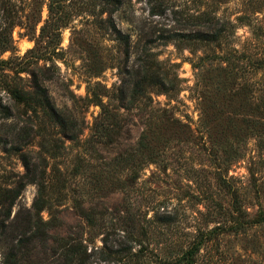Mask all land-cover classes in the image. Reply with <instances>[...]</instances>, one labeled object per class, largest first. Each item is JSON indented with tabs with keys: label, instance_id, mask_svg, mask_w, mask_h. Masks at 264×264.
<instances>
[{
	"label": "rangeland",
	"instance_id": "1",
	"mask_svg": "<svg viewBox=\"0 0 264 264\" xmlns=\"http://www.w3.org/2000/svg\"><path fill=\"white\" fill-rule=\"evenodd\" d=\"M49 2L0 0V201L24 179V158L48 200L36 213L38 186L29 183L9 218L0 205V264H176L198 229L216 226L208 216L222 224L220 208L230 210L214 157L233 149L241 158L228 167L229 182L250 215L264 208L259 114L250 106L264 99V0H121L114 13L109 0H65L51 12ZM215 21L231 25L230 36L198 40ZM32 73L53 107L76 121L75 139L38 103ZM140 83L133 106L118 102L119 87ZM96 97L117 106L112 137L93 128ZM164 209L177 221H156ZM129 233L128 255L106 259L126 249ZM197 264H264V227L220 234Z\"/></svg>",
	"mask_w": 264,
	"mask_h": 264
},
{
	"label": "trees",
	"instance_id": "2",
	"mask_svg": "<svg viewBox=\"0 0 264 264\" xmlns=\"http://www.w3.org/2000/svg\"><path fill=\"white\" fill-rule=\"evenodd\" d=\"M49 11L51 12L54 5L64 2L65 0H49ZM109 4L112 5V13L117 11L119 7L121 6L122 2L121 0H109ZM114 6V7H113ZM208 32L206 33H201L197 34V38L200 41L207 42V43H217L220 40H226L227 37L230 36L231 34V29L232 26L229 25L228 23L221 24L219 21H215L213 23L209 24ZM146 75L148 76L149 80H152L155 75L154 72H152L151 69H148L145 71ZM34 83H35V88H36V96L38 99V103L43 105L46 108H49L51 111L52 118L55 120L56 124H58L62 131L69 135L72 139H75L76 136V131H77V123L76 121L69 117L65 116L60 113L59 110H56L47 94V91L45 88H43L40 84V79H38V76L35 73H32ZM157 77H155L156 79ZM151 81H148L145 86L149 85H163V81L159 80L157 83H150ZM144 83L137 84L136 87L132 91H128V87L122 86L118 88V102H127L129 104L130 108L135 104V101L137 98L141 96L143 93ZM95 104L100 107V115L98 117V120L95 121L93 128L95 131H98L100 133H104L105 136L108 135L109 137L117 132V129L120 128V116L119 113L116 111V107H114L112 110H109L108 104H104L102 99L99 97L95 98ZM252 104V103H251ZM250 106L252 109H254L258 114L259 118L258 120L254 121V127L257 129L259 132L257 133L258 141H257V146L259 148V151L264 152V99H260L258 103H254ZM250 122V121H248ZM185 128V125L183 126ZM108 144L114 143V140H109L107 141ZM143 147L141 144H139V151H142ZM140 158L136 163H133V170H134V176L132 177L131 183H136V180L139 177H136L137 171L141 170L143 166L141 165L143 163V154L139 153ZM148 158L149 156H155L153 153H148ZM219 155H215L214 157V162L218 163L216 164L217 166V171L216 173V184L217 187L220 189V191L224 192L226 196L229 197L230 204H229V209L227 210L226 213L222 211L220 208V212L223 214L219 213V218L223 220V223L220 224V222H215L214 220L216 219L214 216L208 218L211 220L208 221L209 223H215L216 226L213 227L212 229L209 230H202L198 229V232L194 237L187 243L185 249L181 251L180 256L176 259V264H197L198 263V256L200 255V252L205 248L209 242H211L213 239H215L217 236H219L222 233L226 232H235V233H246V231L252 229L253 227H257L259 229H262L264 227V208L261 206L260 203L257 204L258 210L253 214L250 215L248 210L244 208V200L241 199L242 195L240 193V190L238 187L235 185H232L228 178V167L241 158L240 154L235 150H230L229 152H226L225 155L218 157ZM151 158V157H150ZM24 167L26 170V174L24 175V179L19 182L18 186L15 189H8L4 190V194L1 197L0 205L5 208V213H7V217H10V211L14 204L16 203L17 199L20 197L22 190L25 188V186L29 183L36 184L38 186V196L37 199L34 203V210L36 213L41 212L47 205L48 200L46 199V189H47V184L40 180L41 177L38 176L36 166L34 164H31L28 159L24 158ZM264 162V161H263ZM142 166V167H141ZM254 172V171H253ZM253 178L254 173H251ZM254 181V189L255 192H260L261 191V186L262 183H259L260 179H255ZM128 186H133L128 184ZM258 197V196H257ZM209 199H212L210 196ZM165 213H160V216H156L157 219L156 221L162 223L163 225H170L174 222L177 221L178 214L176 211H168L164 209ZM209 212H206L205 214H208ZM87 221L89 222L90 225L93 226H98L95 216L94 211H90L85 215ZM217 220V219H216ZM39 222H34L33 224L35 226L38 225ZM27 226H30L32 224V220L27 221ZM227 226L228 229H225ZM226 230V231H225ZM122 243L121 245L126 247V249H123V251H118V252H113V253H108L104 254L106 259L112 258V257H119L120 258H125L128 253L132 250L135 239L132 235V233H129L128 235H124L122 237ZM104 242V248L106 247L107 241L103 240ZM142 251V248L141 250ZM115 254V255H114ZM114 255V256H113ZM113 260V258H112ZM123 261L122 259H120ZM170 264V263H166Z\"/></svg>",
	"mask_w": 264,
	"mask_h": 264
}]
</instances>
